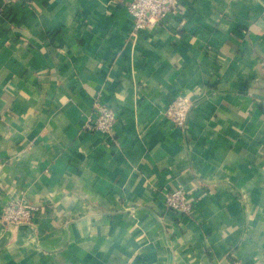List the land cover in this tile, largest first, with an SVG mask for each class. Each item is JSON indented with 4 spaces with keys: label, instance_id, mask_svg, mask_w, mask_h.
<instances>
[{
    "label": "crops",
    "instance_id": "crops-1",
    "mask_svg": "<svg viewBox=\"0 0 264 264\" xmlns=\"http://www.w3.org/2000/svg\"><path fill=\"white\" fill-rule=\"evenodd\" d=\"M126 2L0 0V264H264V0H176L138 30ZM93 102L113 134L85 128Z\"/></svg>",
    "mask_w": 264,
    "mask_h": 264
},
{
    "label": "built area",
    "instance_id": "built-area-1",
    "mask_svg": "<svg viewBox=\"0 0 264 264\" xmlns=\"http://www.w3.org/2000/svg\"><path fill=\"white\" fill-rule=\"evenodd\" d=\"M30 0H3L4 8L17 3H29ZM127 9L133 18L134 29L146 28L149 25L163 21L167 14L176 6V0H127ZM1 7V6H0ZM264 64V60L262 61ZM194 105L190 94L178 92L163 110V116L171 120L176 127L185 129ZM92 110L86 117L84 126L90 131H100L105 135L113 134L116 118L112 106L104 102H93ZM164 203L168 208L183 215H193L194 202L186 189L182 186L172 188L165 192ZM36 210V205L11 201L3 208L2 217L6 223H19L29 221ZM230 264H242L238 258L230 260Z\"/></svg>",
    "mask_w": 264,
    "mask_h": 264
}]
</instances>
